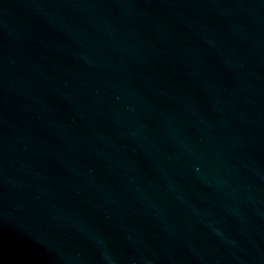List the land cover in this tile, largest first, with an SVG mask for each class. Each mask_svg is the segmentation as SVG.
<instances>
[{
	"label": "water",
	"instance_id": "water-1",
	"mask_svg": "<svg viewBox=\"0 0 264 264\" xmlns=\"http://www.w3.org/2000/svg\"><path fill=\"white\" fill-rule=\"evenodd\" d=\"M0 264H264V0H0Z\"/></svg>",
	"mask_w": 264,
	"mask_h": 264
}]
</instances>
